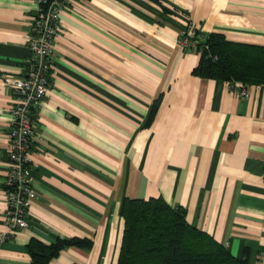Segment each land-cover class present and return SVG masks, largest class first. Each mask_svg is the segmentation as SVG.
Instances as JSON below:
<instances>
[{"label":"crops","instance_id":"obj_1","mask_svg":"<svg viewBox=\"0 0 264 264\" xmlns=\"http://www.w3.org/2000/svg\"><path fill=\"white\" fill-rule=\"evenodd\" d=\"M34 0H0V236L11 90L24 71ZM201 34L264 48V0H70L59 14L45 97L33 113V200L0 264H30L27 244L82 240L45 264H115L123 198H160L247 264H264V85L192 75L177 43ZM158 100L144 126L148 110Z\"/></svg>","mask_w":264,"mask_h":264},{"label":"trees","instance_id":"obj_2","mask_svg":"<svg viewBox=\"0 0 264 264\" xmlns=\"http://www.w3.org/2000/svg\"><path fill=\"white\" fill-rule=\"evenodd\" d=\"M191 40L198 56L192 75L242 86L264 85V48L227 42L220 34H201L195 29ZM157 103L155 100L150 106L144 126L150 123ZM119 217L122 229L115 264H247L245 252L240 258L231 256L210 236L188 224L182 209L160 198H123ZM87 244L76 239L56 240L48 246L30 241L27 251L30 264H45L66 246L85 248Z\"/></svg>","mask_w":264,"mask_h":264},{"label":"built area","instance_id":"obj_3","mask_svg":"<svg viewBox=\"0 0 264 264\" xmlns=\"http://www.w3.org/2000/svg\"><path fill=\"white\" fill-rule=\"evenodd\" d=\"M69 1L34 0L36 9L30 17L25 36L28 57L24 71L1 79L2 84L11 90L13 101L7 112V169L3 180L4 226L7 232L0 236V242L12 232L26 227L25 214L34 197L30 177L34 166L30 159L34 136L33 113L48 90L47 76L52 66L53 42L59 29V14ZM193 30L187 25L185 32L177 39L181 48H188L191 52L195 48V41L191 40ZM228 88L239 96L246 97L242 85L233 83Z\"/></svg>","mask_w":264,"mask_h":264}]
</instances>
